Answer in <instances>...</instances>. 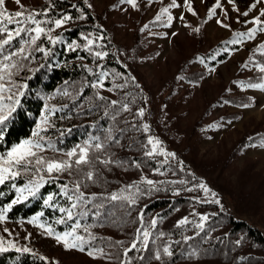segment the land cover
<instances>
[{
	"label": "trees",
	"instance_id": "trees-1",
	"mask_svg": "<svg viewBox=\"0 0 264 264\" xmlns=\"http://www.w3.org/2000/svg\"><path fill=\"white\" fill-rule=\"evenodd\" d=\"M27 12L40 13L36 19L46 31L32 44L34 32H22L19 37L14 34L17 27L34 28L31 22L3 25L14 32L10 44L0 50V76H3L0 84L5 86L0 92V115L8 116L0 138V155L7 158V152L15 145L39 138L44 145L42 157L46 161H63L68 157L67 152L75 149L79 153L81 148H86L89 163L79 169L73 163L71 169L60 173H48L46 165L35 164L28 170L13 169L19 174L0 185V208H7L16 199L18 189L36 183L39 188L35 196L25 191L21 202L8 209L2 222H28L37 217L44 228L50 226L53 229L54 236L71 233L79 224L75 235L83 237L85 250L81 253L108 255L104 259L108 264L214 260L219 264H264V228H258L248 220H239L229 210L219 208L208 223L209 229L187 239V225L177 223L180 212L192 203L190 195L165 193L151 197L149 193L148 196L143 194L144 198L139 197L140 189L145 192L148 188L141 181L139 172L166 168L167 164L160 166L159 158L148 155L147 134L137 115V110L146 101L132 70L119 61L108 30L90 7L82 0H43L41 6ZM64 17L70 19L57 27L55 20ZM49 35L55 43L49 40ZM0 38H7L6 34L0 33ZM262 46L264 42L261 45L264 50ZM239 49L238 44L229 45L228 51L213 57V61L208 60L213 54L204 57L209 66L214 67ZM97 52L106 55L97 57ZM258 62L264 66V56ZM5 64L9 65L7 69ZM13 64L17 67H11ZM101 73L107 74L103 85L115 94L114 97L97 89ZM263 82L264 79L259 78L240 80L239 83L252 87ZM17 99L18 105L15 104ZM230 102L237 106L247 105L243 99ZM125 105L130 106L131 111H125ZM13 107L14 111L9 113ZM33 133L39 136L34 137ZM97 143L102 145L99 150L95 147ZM259 145H264V132L246 136L239 149L243 151ZM103 160L112 162L105 166L101 163ZM170 166L177 177L193 180V176L180 171L175 162ZM0 167H7L4 160H0ZM37 167L41 171L37 172ZM88 171L93 173L91 179L86 177ZM77 183L80 184L78 192L84 194L83 201L75 199ZM64 186H67V196L62 191ZM113 194L118 197L116 200L111 199ZM50 195L53 199L45 205L44 201ZM68 196L73 199L69 200ZM73 203L77 204L74 209ZM211 206L218 209L217 205ZM61 207L71 209L73 216L68 218L67 212L61 213ZM58 220L64 222L57 223ZM153 221H156L154 225ZM219 228H224V232L217 233ZM148 230L151 234L147 245H139L125 254L139 232ZM165 247L171 255L164 253ZM109 249H112L110 256L106 252ZM157 254L160 259H156ZM0 264L51 263L36 249L18 252L8 248V251L0 252Z\"/></svg>",
	"mask_w": 264,
	"mask_h": 264
},
{
	"label": "rangeland",
	"instance_id": "rangeland-1",
	"mask_svg": "<svg viewBox=\"0 0 264 264\" xmlns=\"http://www.w3.org/2000/svg\"><path fill=\"white\" fill-rule=\"evenodd\" d=\"M82 1L108 30L119 61L132 70L146 101L137 110L138 113L144 109L140 117L143 125L149 126L145 131L146 141L149 138L160 141L155 152L148 143L150 156L159 158L160 166L167 164L166 168L139 172L141 181L149 188L145 192L140 189L139 197L144 198L143 194L148 196L149 193L151 197L165 193L190 195L192 203L180 212L177 223L187 225V239L209 229L208 223L219 208L263 229L264 145L243 151L239 145L246 136L264 132V87H246L239 82L264 79V71H261L264 66L258 62L264 56L261 48L264 31L260 30L264 28L261 15L264 0H234L235 9L239 11L228 0H220L221 7L211 16L209 9L216 0H189L192 12L188 11L186 0H175V7L171 6L173 0H136L135 7L127 0ZM21 3L26 10H33L41 6L43 0H21ZM6 8L8 12L20 10L14 0H6ZM163 8L168 11L161 13ZM243 12L248 15L243 16ZM257 18L260 24L254 22ZM253 29L255 35L249 39L247 33ZM234 44L240 45V49L226 61L209 66L204 56L213 54L208 59L213 61ZM105 80L104 75L97 89L114 97L103 85ZM257 85L264 86V82ZM233 99H243L247 105H234L230 102ZM124 109L131 111L128 105ZM79 154L63 161H75ZM37 155L42 156L43 150L37 151ZM173 162L180 171L189 172L193 180L172 173ZM149 180L153 182L151 185L147 183ZM201 184L207 191L200 188ZM211 205H217L218 209ZM185 218L188 222L180 224ZM40 224L38 220L31 224L0 221V237L3 238L0 244L7 248L36 249L51 264H108L104 260L108 255L93 256L82 254L78 248L66 249L54 235L47 234L46 228L39 227ZM4 228L9 232H4ZM223 229L219 228L217 233H223ZM144 232H139L125 254L131 251L133 243L135 248L147 245L151 232L146 231L149 233L147 242ZM68 239L72 241L71 237ZM111 251H106L109 256Z\"/></svg>",
	"mask_w": 264,
	"mask_h": 264
},
{
	"label": "snow or ice",
	"instance_id": "snow-or-ice-1",
	"mask_svg": "<svg viewBox=\"0 0 264 264\" xmlns=\"http://www.w3.org/2000/svg\"><path fill=\"white\" fill-rule=\"evenodd\" d=\"M14 2L19 6L20 10L15 11L14 13H10L8 12L7 8H6V0H0V33H4L6 34L7 38H0V50H3L5 45H9L10 42L13 40V31L9 30L7 27L3 26L5 24H17V25H21V24H28L29 22H31L32 24L35 25L34 28L28 29V28H24V27H17L15 29V36L19 37L21 35L22 32H26V31H32L35 33L34 36L31 37L30 42L32 44H35L36 41L40 38L41 34L45 33V28L41 27V22L38 21L36 19L37 15H40V13H28L27 10L25 9L24 5L21 3V0H14ZM128 3L132 4L133 7H135L136 5V0H127ZM186 3H189V0H186ZM229 4H232L234 6L235 9V3L234 0H228ZM172 7H175V0H173V3L171 5ZM221 7L220 4V0H216V4L213 6V8L209 9V15H214L215 11L217 8ZM252 7H255V4L252 5ZM236 11H239V9H235ZM168 11L167 8H163L161 9V13H166ZM188 11L192 12V7L191 4L189 3L188 6ZM193 15H195V13L193 12ZM243 16H247L248 12H243L242 13ZM262 16H264V12L261 13ZM68 19H70V17H64L63 19H57L55 20V25L57 27H60L63 23H65ZM160 17L157 16V20H159ZM169 20H171V17H169ZM256 24H260L261 21L259 18H257L254 21ZM217 23H222L220 21H217ZM223 27H228V25H224L222 24ZM261 31H264V28L260 29ZM49 32L51 31L50 29L48 30ZM196 31H199V29H196ZM255 29L249 31L247 33V36L249 39H251L254 35H255ZM237 35L239 36H244V33H238ZM49 40H52V37L49 35ZM53 43H55V40H52ZM92 41L89 40L88 44L91 45ZM264 47V46H262ZM39 51H44L43 48H39ZM21 52H23V49H21ZM95 55L97 57H102L103 55H106V53H100L97 52L95 53ZM6 59H8V57H6ZM9 67V65L5 64L4 68L7 69ZM11 67H17V65L13 64L11 65ZM261 71H264V68L261 69ZM104 75H107L106 73H101V77H103ZM3 79V76H0V80ZM252 87H264L261 85H252ZM5 90V86L3 84H0V92H3ZM22 94V93H21ZM8 99H12L11 96L8 97ZM20 101L17 99L15 100V104H19ZM113 104L116 103V101H112ZM127 106L125 105V108ZM11 111H14V107L9 109V113H11ZM137 115L139 116H143L144 115V109L141 108L139 110V112L137 113ZM8 119L7 115H0V138H2V129L3 126L5 125L6 121ZM148 125L145 124L143 125V128L145 131L148 130ZM34 137H38L39 134L38 133H33ZM149 144L153 145L152 148V152H155L157 150V145H159L160 141L159 140H154L153 138H149L148 141ZM43 143L41 142V140L38 138L36 140H25L20 144L15 145L14 147L11 148V150L9 152H7L6 157L4 155H0V160H4L5 163L7 164V167H0V185L5 184V181L8 180L10 177L15 178L19 172L18 171H13V169H25L28 170L29 168L33 167V164L37 165V166H42V165H46V170L48 173H52V172H64L67 171L69 169H71L73 167V163L75 164V166L79 169L80 166L85 165L87 163H89V157L87 154V149L86 148H81L80 149V154L78 156V158L72 162V161H57V160H48L46 161L42 156H38L37 155V151L43 150ZM96 149H101L102 145L100 143H97L95 145ZM152 152H149L148 155H152ZM66 155L68 157H73L76 156V150L73 149L70 152H67ZM167 155H171L174 156V153H168ZM112 161L110 160H103L101 161V163H103L105 166H107L109 163H111ZM37 172L41 171L40 167H37L35 169ZM7 174V175H6ZM86 177L88 179H91L93 177V173L91 171H88L86 173ZM41 179H43L41 177ZM148 184H152V181H147ZM30 185H32V182H29ZM77 192L80 188V184L77 183L75 185ZM131 187V186H130ZM39 188V183H36L35 185L31 186V187H27L25 189H18V195L16 197L15 200H13L11 202V204H9L7 206V208H0V221H4L5 220V213L8 211V209H10L12 207V205L20 203L21 202V198L23 197V193L25 191L28 192L29 195L31 196H35L36 195V190H38ZM200 188L204 189L205 191H207L206 187L201 184ZM62 191L64 193V195H68L67 193V186H64V188H62ZM83 193L82 192H78V194L75 196V199L77 201H83ZM118 197L113 194L111 199L116 200ZM26 199V197H25ZM53 199V197L50 195L47 197V199L44 201L45 205H49V201H51ZM69 200H72L73 197L72 196H68ZM131 203H135V200H131ZM217 203H219V201H217ZM77 204L73 203L72 204V209L76 208ZM59 211L61 213L63 212H67L68 214V218H71L73 216V212L71 209H65L63 207H61L59 209ZM37 217H33L31 220L28 221V223H35L37 221ZM201 219L206 220L207 217H201ZM63 220H58L57 223H63ZM187 219H183L180 221V224H185L187 223ZM153 225L156 223V221L152 222ZM39 227H45V225L40 224L38 225ZM79 227V224H77L73 229L71 233L65 232L63 234H59L56 233L55 234V238L58 242H62L63 246L66 249H79L80 251H84V247H83V237L81 236H76L75 235V231L76 228ZM198 227H203V225H198ZM87 231V229H85ZM4 232H9V230L7 228L3 229ZM46 232L48 235H53V229L48 226L46 227ZM144 241L147 242L148 240V236L149 233L148 232H144ZM73 237L72 241H69V237ZM3 238L0 237V241H2ZM77 241H79L80 243H77ZM10 246H14V245H10ZM136 244L133 243L132 248H135ZM18 252L19 251H23V252H30L31 250L27 247H24L22 249H16ZM8 251L7 247H4L2 244H0V252H6ZM164 253H166L167 255H171L172 253L169 251V248L165 247L164 248ZM89 255H92V252L88 253ZM43 259V258H41ZM156 259H160L159 254H157Z\"/></svg>",
	"mask_w": 264,
	"mask_h": 264
}]
</instances>
